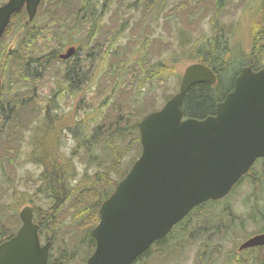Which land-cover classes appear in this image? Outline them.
<instances>
[{
	"label": "trees",
	"instance_id": "16d2710c",
	"mask_svg": "<svg viewBox=\"0 0 264 264\" xmlns=\"http://www.w3.org/2000/svg\"><path fill=\"white\" fill-rule=\"evenodd\" d=\"M50 1L43 0L35 19L29 24L26 23L28 15L24 8L14 14L4 37L0 40V78L3 80V93L0 96V164H12L10 159L17 154L26 129L33 128L30 138V145L33 146L31 154L33 158L31 159L45 166L37 179V182H43V188L36 189V197L31 195L28 200L20 198L14 206L8 208V214L0 213V243L17 232L22 224L19 212L25 204L31 202L35 222L41 227V236L44 237L48 231H51L52 235H46V238L53 240L54 246L57 243V233L68 225L69 218L75 221V233L84 234L80 237L84 243L89 244L86 256L82 257V260L86 262L96 246L90 231L100 221L101 204L112 194L118 182L126 176L141 154L138 122L148 113H145L143 117H138L135 114L141 115L146 107L142 108V105H139V108L130 107L129 110H125L113 101L121 88H133L134 85L127 83L122 77L124 74L134 75L135 71H138L135 65L126 67L125 61L122 68L127 69V72L114 74L113 79L101 85L97 95L95 94L98 96V101L95 102L87 95L91 92V86L94 89L97 86V80L94 79L95 70L91 71L86 64L88 59L81 58L79 62L77 60L73 62L61 60L57 55V49L63 46V36H71L69 30L74 33L68 21L56 14L58 10L61 8L74 9L75 6H80L74 10L76 12L80 10L82 13L80 23L82 30L87 29L88 26H91L93 30L99 25L97 19L99 10L97 13L91 10V8L98 7L97 2L77 0L80 2L75 4L73 0H55L50 8L49 5L47 6ZM163 1L165 0H150L149 5L152 6L157 2L158 7ZM221 5V0H218L212 24L214 34L211 37L197 40L185 53L186 57H189V62L204 63L217 76V82L214 85L198 83L190 88L182 105L186 118L203 119L215 114L217 103L223 101L232 91L235 78L243 66L249 65L254 70L264 67V0L255 14L259 19L253 31L255 42L250 53L247 54H244L236 45L229 36L226 25L220 21ZM183 6L185 2H180L169 11L175 14ZM47 15L51 17L43 21V17ZM17 29L22 30V33L18 44L13 48L6 38ZM99 49L107 51L108 49L115 50L117 47L108 40L107 44L105 42L103 47L99 46ZM77 53H80V49H77ZM176 57L172 61L158 59L157 64L148 69L145 65L150 60L145 59L143 64L140 63L142 70L146 69L145 75H143L144 72L138 71L136 78L130 80L139 81L138 88H143L147 83H153L156 80L161 85H166L167 79L173 75ZM105 59L101 56L97 62L102 63ZM58 64H62L61 68ZM79 67L81 85L76 84V78L73 77L77 76ZM56 70L60 71L64 81L69 82L71 86V92L67 89L65 97L71 98L77 107V109L67 110L64 125L65 130L74 136L76 153L83 150L91 162H94L92 160L96 158H101V162H104L103 157L95 153L96 149H101L110 160L108 167H101L90 176L94 182L88 186L74 184L78 169L72 157L63 153L65 157H60L58 160L60 154L57 152L51 157L41 158L49 150V144L45 142L46 136L54 133L55 130H58L57 134H59L63 129L51 113L45 114L46 101L39 93L48 71ZM74 90L80 91L79 100L74 99ZM59 91L58 88L53 92L54 97L61 93ZM172 96L170 95L168 99ZM54 108L57 110L55 106ZM41 109L43 114L34 119ZM77 111L81 115L80 118L76 117ZM108 111H115V114L111 115ZM93 122L96 124L91 126ZM38 158L41 159L38 161ZM126 158H129L128 164L123 167ZM52 159L56 162L51 165ZM260 161L261 164L264 163V158L259 159L257 163ZM255 165L243 177L250 181L252 187V193L246 201V205L250 207L247 213L240 214L233 207L223 205L226 198L205 202L191 211L166 238L153 244L133 264H171L185 252L186 246L182 244L183 241H196L199 240L198 238L203 240V244L199 246L194 264H215L220 259L224 248L222 242L216 240L217 238L245 230L250 223L256 226L261 224V229L251 235L264 231V168L255 170ZM252 198L256 201L255 204H251ZM197 224H201V228L195 230L194 225ZM174 238L175 243H172L171 240ZM53 250L54 247L48 264H71L75 260L74 255L68 254L66 250H61L55 257ZM227 264H264V246L246 251H235Z\"/></svg>",
	"mask_w": 264,
	"mask_h": 264
},
{
	"label": "water",
	"instance_id": "95a60500",
	"mask_svg": "<svg viewBox=\"0 0 264 264\" xmlns=\"http://www.w3.org/2000/svg\"><path fill=\"white\" fill-rule=\"evenodd\" d=\"M41 1L2 4L0 39L21 9H26V23L33 21ZM75 53L71 46L59 56L68 60ZM216 82L209 66L193 62L183 72L179 91L139 120L141 155L101 204L100 221L90 231L96 247L86 264H133L195 207L227 197L264 158V67L243 66L215 114L186 118L182 105L190 88ZM19 214L22 225L0 243V264H48L53 241L42 243L33 206H23ZM259 246H264V232L245 240L239 250Z\"/></svg>",
	"mask_w": 264,
	"mask_h": 264
},
{
	"label": "rangeland",
	"instance_id": "374dc122",
	"mask_svg": "<svg viewBox=\"0 0 264 264\" xmlns=\"http://www.w3.org/2000/svg\"><path fill=\"white\" fill-rule=\"evenodd\" d=\"M4 1L0 0V3ZM53 1L55 0H51L47 6L49 5L51 8ZM73 1H75V4L80 2L77 0ZM93 1L98 4V7L95 8V13L99 10L100 15L97 18L99 25L93 30L91 26H88L87 29H83L76 36L71 35L64 38L63 47L61 49L58 48L57 52H66L65 50L68 46L76 45L80 49V58L88 59L86 64L91 71L95 70L94 79L97 80V86L95 89L91 86V92L87 95L92 97L91 100L95 102L98 101L96 93L101 85L113 79L115 77L114 74L127 72V69L122 68L125 61L126 67L135 65L138 71L140 73L144 72L143 75H145L146 69L157 64L158 59L172 61L178 55L176 57L177 60L174 62L175 72L173 69V75L167 79L166 85H161L156 80L153 83H147L143 88H138L137 86L140 82L130 80L131 78H136L138 71H135L134 75L124 74L122 79L134 86L131 89L121 88L113 100L118 107L125 110H129L130 107L139 108V105H142V108L146 107L141 115L135 114L138 117H143L145 113L160 109L170 95L179 91L183 72L191 64L188 61L189 57H186V51L197 40L211 37L214 34L212 24L218 0H165L158 7L157 2L150 6V0ZM262 1L221 0L222 13L220 14V21L226 25L230 36H233L237 31V37L239 38V33H241L242 40L239 39L240 43L237 44L244 54L250 53L251 47L254 45L253 26L251 24L252 16L254 15V19ZM180 2H185V6L179 8L175 14L169 11ZM56 14L64 17V10L60 9ZM50 17L51 15L44 16L43 21H47ZM21 33L22 30L17 29L11 36L6 38L11 47L14 48L18 44ZM108 40L117 49L100 50L99 46L103 47ZM101 56L106 59L102 63H98L97 59ZM145 59H149L150 62L145 65L146 69L143 71L140 63L143 64ZM103 70L105 71L104 73ZM55 72L57 74L53 75ZM51 76L58 78L53 79L47 86V80ZM44 80L39 93L43 100L46 101V104L50 102L56 108L59 106V109H63L66 122L67 110L77 109L76 103L71 98L65 97L67 89L71 92V88L67 87L69 83L65 84L59 70L50 72ZM58 88L63 89L59 97L49 101V98L53 96V92ZM84 93H86L85 90ZM74 95L75 100L80 99V92L78 93L74 90ZM55 112H58V110L53 109L54 114ZM108 113L114 115L115 111H108ZM42 114L43 111L41 109L34 119ZM76 114L77 118L81 117L79 111ZM95 124L96 122H93L91 126ZM32 132L33 128L26 129L23 142L19 145L17 154L10 159L12 164H0V213L6 212L8 214V208L12 205L14 206L20 198L28 200L31 195L34 198L36 197L37 179L42 169L39 165L30 162L28 158L31 149L30 137ZM58 147L61 148L66 156L72 157L73 163L78 169L74 184L80 186L91 185L94 181L90 179V176L94 175L101 167L106 168L109 166L110 160L101 149H96L95 153L100 154L104 162H101V158H96L92 160L94 162H91L83 150L81 152L79 150L77 154L74 136L67 130L62 133L61 139L58 141ZM128 160L129 158H126L123 167L127 166ZM262 168H264V163L261 164V161L255 165V170H261ZM251 193L250 181L243 179L228 194L223 205L233 207L240 214L247 213L250 207L246 205V201ZM255 203L256 201L252 198L251 204ZM27 204L32 203L28 202ZM75 225V221L69 218L68 225L57 233V243L53 250L54 256L57 257L61 250H66L68 254L75 257L71 264H86L82 257L86 256L89 244L82 241L80 236L84 234L75 233ZM200 226L201 224L194 225L195 230L201 228ZM260 227L261 224L256 226L250 223L245 230H239L236 234L231 233L227 237L217 238L216 240L222 242L224 248L220 259L215 264H227L228 259L234 255L235 251H238L241 242L247 236L259 231ZM46 235L51 236V231L44 235L42 238L43 243L47 241ZM198 239L196 241H183L182 244L186 246L185 252L172 261L171 264H194L199 246L203 244V240ZM171 242L175 243V238ZM157 256L159 257L158 254Z\"/></svg>",
	"mask_w": 264,
	"mask_h": 264
},
{
	"label": "flooded vegetation",
	"instance_id": "af4514ba",
	"mask_svg": "<svg viewBox=\"0 0 264 264\" xmlns=\"http://www.w3.org/2000/svg\"><path fill=\"white\" fill-rule=\"evenodd\" d=\"M75 8H80V6H77V7H74V9ZM61 9H63L64 10V17H62L63 19H65V20H67L68 21V23L71 25V27L73 28V30H74V33L72 32V31H70L69 30V34H72L73 36L75 35H77L78 33H81L82 32V24H81V26H80V23H81V18L83 17L82 16V13H81V11L80 10H77V12L74 10V9H72V8H61ZM91 10L92 11H95L96 9L95 8H91ZM98 15H100V13L98 14ZM254 16V15H253ZM253 16H252V22H251V24H252V26H253V31H254V28H255V25H256V22L257 21H259V19H258V17L256 18V15H255V17H254V19H253ZM61 17V16H60ZM250 25V24H249ZM237 32V31H236ZM235 32V34L233 35V36H230L231 38H232V40H234V42L236 43V45H238L239 43H240V40H242V36H241V33H239V38L237 37V33ZM68 35H64L63 36V38H62V40H64V38H66ZM240 39V40H239ZM253 41H255V36H254V38H253ZM238 43V44H237ZM71 46H75L76 47V56L74 55L73 57H71L70 59H68V60H71V61H75V60H77L78 62L80 61V59L81 58H79L80 57V53H77V49H78V46H76V45H70V46H68L67 48H66V50L69 48V47H71ZM61 47H63V46H61ZM61 47L59 48V49H61ZM65 50V51H66ZM61 53H63V51L62 52H57V55H60ZM58 57H60V56H58ZM73 58V59H72ZM59 65V67L61 68V65L62 64H58ZM60 68H59V70H60ZM49 70H50V68H49ZM79 71H80V67H79V70H78V74H77V76H73L74 78H76V80H75V83L76 84H78V85H81V81H80V77H79ZM50 73V71H48V73H47V75ZM55 74H57V72H55V73H53V75H55ZM55 78H58V77H54V76H51V77H49L48 78V80H47V86H49V84L51 83V81L53 80V79H55ZM63 80H64V77H63ZM65 83H69V82H66V81H64ZM46 86V87H47ZM68 88H71V86H70V84L67 86ZM60 90H61V88H59ZM62 91V90H61ZM60 92V91H59ZM78 93L80 92V91H77ZM59 95L60 94H58L57 96H55L54 97V95L51 97V98H49V101H51L52 99H57L58 97H59ZM54 104H52V103H47L46 104V110H45V114L46 115H49V113H51L52 115H53V118L56 120L57 119V122H58V124L61 126V127H63V129H61V132L59 133V134H57V131L58 130H55V132L54 133H52V134H49V135H47L46 136V138H47V140H45V142L47 143V145L49 144V150L47 151V153L46 154H44L41 158L43 159V158H45L46 156H48V157H51L52 156V154H54V153H59L60 154V156H59V158H58V160L60 159V157H65L64 156V154H63V152H62V150H61V148H59L58 147V141L61 139V136H62V133L65 131V128H64V125H65V114H64V111H63V109H59L60 107L58 106L57 107V110H58V114H54L53 112H51L53 109H55L54 108ZM61 111V112H60ZM31 138V137H30ZM47 145L45 146V148L47 147ZM30 147H31V149H30V152H29V155H28V158H29V160H30V162H32V163H35V164H37V165H39L40 167H41V172H40V174L43 172V170L45 169V166H44V164H42V163H40V162H37V161H35L34 159H31V158H33L32 157V153H33V146L32 145H30ZM40 148V147H39ZM41 158H38V161L41 159ZM55 159H52L51 160V165L52 164H55ZM256 164V163H255ZM37 185H38V189L39 190H41L42 188H43V182L42 181H38V183H37ZM262 232H264V231H262ZM259 233H261V232H259ZM257 234V233H256ZM251 237V236H250ZM250 237H248V238H250ZM248 238H246L245 240H247ZM47 239V238H46ZM245 240H243L242 242H241V244L245 241ZM47 241H49L48 239H47ZM46 241V242H47ZM240 244V245H241ZM240 245H239V247H240ZM256 248V247H255ZM251 249H254V248H247V249H244V250H242V251H246V250H251Z\"/></svg>",
	"mask_w": 264,
	"mask_h": 264
},
{
	"label": "bare ground",
	"instance_id": "6f19581e",
	"mask_svg": "<svg viewBox=\"0 0 264 264\" xmlns=\"http://www.w3.org/2000/svg\"><path fill=\"white\" fill-rule=\"evenodd\" d=\"M259 47H260V46H259ZM240 49H241V48H240ZM248 52H249V51H248ZM257 53H258V52H257ZM257 53H256V54H257ZM58 56H59V55H58ZM4 60H5V59H4ZM22 61H23V60H22ZM6 62H7V61H6ZM6 64H8V63H6ZM6 64H5V65H6ZM19 65H20V64H19ZM243 65H244V64H243ZM13 67H14V66H13ZM22 67H23V66H22ZM17 71H18V70H17ZM6 74H7V73H6ZM13 75H14V74H13ZM28 76H29V75H28ZM34 77H35V76H34ZM44 79H45V77H44ZM44 81H45V80H44ZM65 84H66V83H65ZM57 85H58V84H57ZM62 90H63V89H62ZM60 91H61V90H60Z\"/></svg>",
	"mask_w": 264,
	"mask_h": 264
}]
</instances>
